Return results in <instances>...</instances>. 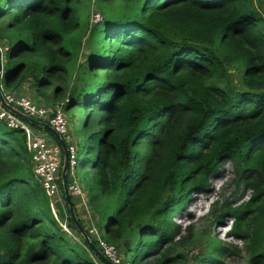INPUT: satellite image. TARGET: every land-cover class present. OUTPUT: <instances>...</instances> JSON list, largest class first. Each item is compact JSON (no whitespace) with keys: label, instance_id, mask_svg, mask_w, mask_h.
<instances>
[{"label":"trees","instance_id":"1","mask_svg":"<svg viewBox=\"0 0 264 264\" xmlns=\"http://www.w3.org/2000/svg\"><path fill=\"white\" fill-rule=\"evenodd\" d=\"M260 1L98 0L107 12L89 30L79 82L67 93L68 65L81 49L72 36L82 0H0V38L8 43L1 84L19 95L30 79L36 96L63 103L66 115L82 109L78 164L89 167L93 183L83 190L90 207L108 197L94 207L106 218L98 230L128 264L184 260L171 251L192 238V226L177 238L175 219L226 161L234 193L249 194L223 202L214 220L228 216L227 234L245 242L246 264H264ZM30 163L23 130L0 120V264H95L61 229ZM58 184L65 201L61 176ZM67 224L83 241L70 213ZM236 251L212 243L191 264H223Z\"/></svg>","mask_w":264,"mask_h":264},{"label":"rangeland","instance_id":"2","mask_svg":"<svg viewBox=\"0 0 264 264\" xmlns=\"http://www.w3.org/2000/svg\"><path fill=\"white\" fill-rule=\"evenodd\" d=\"M81 4L83 7V10L81 12V26L72 36L74 39L79 40V42L81 43V49L80 51H78V54L75 56V58L72 59V61L68 65L67 78H66L67 93L72 92L73 88L76 87V85L79 82V71H80L79 65L85 59L84 58L85 55L83 54H86L87 52L86 40L88 39L90 28L95 23L94 17L96 15V19H99L100 17H102L101 12H103V10L106 11V6H102L101 3L98 2V0H82ZM260 4H261V9L264 10V0H261ZM0 45L5 48V50L3 49L4 51L2 55L3 56L2 65L4 67L7 64V51H6L8 45L7 40L0 38ZM32 61L34 60L32 59ZM22 82L23 84L18 93L19 95H23L31 99L32 101L36 102L37 104L45 105L47 107H54L56 105L61 104V103L51 104V102L49 100H46V98L35 96L33 92V85L30 79L23 80ZM3 88L15 94V92H13L10 89V87L4 86ZM51 90H52V86L49 89H44L43 92L46 94L49 93ZM65 116L68 124L67 133L71 137L70 142H74L77 146V149L80 150L81 152L84 143L82 130L80 128L83 111L80 107H76L73 110L69 111L68 115L65 114ZM38 131L44 136H46L47 139L50 138L49 134H47L48 133L47 131H43L41 129H39ZM67 142L68 141L66 140L65 143ZM80 154L81 153L79 154L77 153L78 162H79ZM94 154L95 151L93 150L91 151L90 156L94 157ZM31 166L32 165L30 163V167ZM75 174L81 186L82 193L86 197V191L83 190L85 183L86 185L92 184L91 186L93 187V183L91 179V170L89 169L88 166H86V169H81V166L78 164L77 166H75ZM232 176L233 175L231 173V163L229 161H226L219 168L218 176L210 180V186L203 192L192 194L190 199L183 206L182 211L179 212V215L175 219V222L180 226V234L178 235L177 238L181 236L188 237V232H186L187 230L186 226L189 227L192 226L191 229L192 238H189L186 242H184L179 246L173 247L171 254L181 253L184 255V260H181L177 264H191L192 262L191 260L201 251H204L208 247H210L212 243H218L224 247H227L228 249H231V247L234 246L237 249L236 252L229 253V255L224 257L223 264H246L248 254L244 248L245 242L241 239H234L233 237H230L227 234L228 233L227 230L229 228L228 227L229 217L228 216L223 217L221 220H219V222L215 221L213 217L215 212L218 209L222 208V206L220 205H222L223 202L228 203L230 201V203L236 204L246 199L249 194V192L246 190H240V192L236 194L234 193V185L230 181ZM59 194L61 199L59 200L57 206L58 207L63 206V209L64 208L67 209L68 208L67 204H66L67 207L66 206L64 207L65 201L62 197L63 194L60 188H59ZM47 198L49 202V207L51 202L55 203V200H58L57 198H49V197ZM107 198L108 197L105 195L101 196L97 200H93V207L89 206L88 211L89 214L92 216V221L95 223L96 229H100L104 225L106 218L102 217L96 211V209H94V207L102 205L107 200ZM76 199L78 201H76ZM109 199L111 198L109 197ZM72 200L75 202L77 214L79 215V217H81L82 215L81 220L86 225V222L84 221L85 216L83 214V212L86 211L83 209L82 206L80 208V206L78 205L80 203L79 197L77 198L72 195ZM86 201H87V197H86ZM111 207L112 206H109V211H112L113 208ZM55 210H56V215H54L52 210L51 212L59 223L63 219L59 217L57 207ZM98 231L102 234L100 230ZM209 237L211 239L210 242L208 241ZM71 240L72 242L75 241L76 243L79 242L82 245V247L86 250V248L84 247L85 245L81 243L82 240L78 234H77V239L74 240L71 239ZM147 262H151V259H148Z\"/></svg>","mask_w":264,"mask_h":264},{"label":"built area","instance_id":"3","mask_svg":"<svg viewBox=\"0 0 264 264\" xmlns=\"http://www.w3.org/2000/svg\"><path fill=\"white\" fill-rule=\"evenodd\" d=\"M95 22L96 19L95 15ZM4 47L0 45V61H1V73H0V91L4 102L12 108V110L2 104L0 100V120L4 121L9 128H20L25 135L26 149L31 157L32 170L34 178L40 183L44 193L49 198H57L55 203H50V208L54 215H56V207L59 202V184L58 179L61 176L62 168V148L58 142L51 141L49 138L41 134L38 130L33 128L28 121L19 116L17 112L28 115L36 121L45 122L50 125L56 132L59 133L66 144L68 151V175L69 184L68 191L72 196H82V189L75 174V166L78 164V149L74 142H70L71 137L67 133V119L63 110V103L54 107H47L45 105L37 104L31 99L23 95H15L8 90H5L1 84L2 70H3V51ZM66 171V172H67ZM65 207V204H64ZM63 209V206L61 207ZM63 220L60 223L62 230L67 233L73 239H77L76 231L72 230L67 224L69 213L67 209H63ZM87 237L91 241L93 240L98 250L109 260L111 264H128L123 260L117 249L110 243H107L102 238V234L93 225L86 227ZM89 256L95 264H106L98 259L86 246V243L81 241Z\"/></svg>","mask_w":264,"mask_h":264},{"label":"water","instance_id":"4","mask_svg":"<svg viewBox=\"0 0 264 264\" xmlns=\"http://www.w3.org/2000/svg\"><path fill=\"white\" fill-rule=\"evenodd\" d=\"M0 73H1V61H0ZM2 75H3V70H2ZM0 100L2 101V104L8 108H10L12 110L11 107H9L3 100L1 91H0ZM16 113L23 117L26 121H28L30 124L32 125H40L42 126V128L51 133L52 135H54V137L56 138L57 142L59 143V145L62 148L63 151V164H62V168H61V178H62V186H63V191H64V198H65V202L68 206L69 209V213H70V217L73 220V223L76 227V229L79 231V233L82 235L84 242L86 243L87 248L101 261H103L106 264H111L109 262L108 259H106V257H104V255H102V253L98 250V248L88 239L86 232L84 231V229L82 228V226L80 225L79 221L77 220V217L75 215V211H74V205H73V201L71 198V195L68 191V186L66 183V171L69 165L68 162V151H67V147L65 142L63 141V139L61 138V136L59 135L58 132H56L50 125H48L45 122H41V121H36L34 119H32L31 117H29L28 115L22 114L21 112H17Z\"/></svg>","mask_w":264,"mask_h":264},{"label":"crops","instance_id":"5","mask_svg":"<svg viewBox=\"0 0 264 264\" xmlns=\"http://www.w3.org/2000/svg\"><path fill=\"white\" fill-rule=\"evenodd\" d=\"M34 95L36 96V94L34 93ZM49 140H51V141H53L52 139H50L49 138ZM77 198L79 197V201H80V203L78 204L79 206H80V208H81V206L83 207V209L86 211V212H83V214H84V221L86 222V227L88 226V225H93V226H95V223L92 221V216L89 214V205H88V203H87V201H86V197H85V195L84 194H82V196H76ZM76 201H78L77 199H76ZM81 217H82V215H81ZM80 217V218H81ZM83 222V221H82ZM84 223V222H83Z\"/></svg>","mask_w":264,"mask_h":264}]
</instances>
